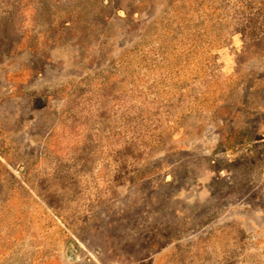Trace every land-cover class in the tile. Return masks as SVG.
Returning <instances> with one entry per match:
<instances>
[{
  "label": "rangeland",
  "instance_id": "374dc122",
  "mask_svg": "<svg viewBox=\"0 0 264 264\" xmlns=\"http://www.w3.org/2000/svg\"><path fill=\"white\" fill-rule=\"evenodd\" d=\"M0 264H264V0H0Z\"/></svg>",
  "mask_w": 264,
  "mask_h": 264
}]
</instances>
